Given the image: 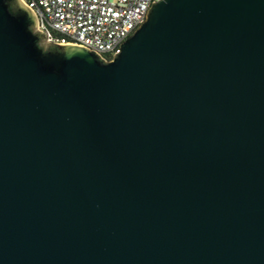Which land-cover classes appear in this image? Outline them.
Returning a JSON list of instances; mask_svg holds the SVG:
<instances>
[{
  "label": "water",
  "instance_id": "obj_1",
  "mask_svg": "<svg viewBox=\"0 0 264 264\" xmlns=\"http://www.w3.org/2000/svg\"><path fill=\"white\" fill-rule=\"evenodd\" d=\"M0 0V264H264V0H156L112 59Z\"/></svg>",
  "mask_w": 264,
  "mask_h": 264
},
{
  "label": "built area",
  "instance_id": "obj_2",
  "mask_svg": "<svg viewBox=\"0 0 264 264\" xmlns=\"http://www.w3.org/2000/svg\"><path fill=\"white\" fill-rule=\"evenodd\" d=\"M47 41L88 46L107 59L147 18L156 0H23Z\"/></svg>",
  "mask_w": 264,
  "mask_h": 264
}]
</instances>
